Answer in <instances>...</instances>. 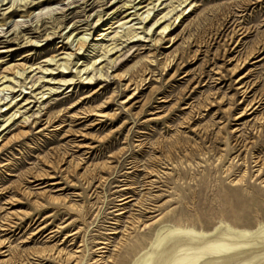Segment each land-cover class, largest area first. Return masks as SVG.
<instances>
[{
  "label": "rangeland",
  "instance_id": "374dc122",
  "mask_svg": "<svg viewBox=\"0 0 264 264\" xmlns=\"http://www.w3.org/2000/svg\"><path fill=\"white\" fill-rule=\"evenodd\" d=\"M140 1L0 0V90L17 77L0 99L20 102L0 136V264H264V0H189L169 33L124 43ZM72 32L92 62L116 49L70 93L47 81L80 58Z\"/></svg>",
  "mask_w": 264,
  "mask_h": 264
},
{
  "label": "bare ground",
  "instance_id": "6f19581e",
  "mask_svg": "<svg viewBox=\"0 0 264 264\" xmlns=\"http://www.w3.org/2000/svg\"><path fill=\"white\" fill-rule=\"evenodd\" d=\"M16 1H20V2H28V0H14V2ZM161 0H154L153 2L149 3L148 5H145L144 6V2L143 0H141L137 6H133L131 7V9H135L134 12H131L128 14V16H131L132 14H134V16L137 18V20L140 21V23L138 25H140V27L138 26V28L136 30H141L140 33H138L136 30H130L129 32H127L126 34H124V36L121 37V40H123L124 43H134L136 40H138L139 42H144V43H147V42H151L152 41V37L155 36L154 32L157 30L156 27L159 26V23L160 21H171L173 19V23H169L167 24L166 26H162V28L160 29V33L161 34H164L165 33H169L170 29H171V26L172 24H175L176 22L178 23V20L181 19V17H183L186 12L188 13V11L193 7V1L189 3V0H180L178 1V5L176 7H174L172 10H170L167 14L163 15L160 19L156 20L155 21V18H151V15L153 12H155V10H157L159 8V6L162 5V3H160ZM156 2V4L154 3ZM189 3L188 5L185 6V4ZM24 4V3H23ZM15 5V4H14ZM166 6V5H165ZM197 6V5H196ZM183 7V8H182ZM2 8V7H1ZM12 8V7H11ZM23 8L26 9L25 13L23 14V16L21 17H25V18H30L33 14H34V11L33 12H29L28 10V3H25ZM178 8H182L181 10H178ZM6 9V8H5ZM146 9V10H145ZM23 10V9H22ZM145 10V11H143ZM159 10V9H158ZM157 10V11H158ZM178 10V11H177ZM143 11V12H142ZM174 12H181L179 15L178 13H175V16L176 17H173L171 15H173ZM192 13V12H191ZM16 17V15H15ZM185 18V17H184ZM10 21L12 20V16H9L8 18ZM7 19V20H8ZM126 19V18H125ZM132 20V19H131ZM130 21V20H129ZM135 21V20H134ZM153 22V23H152ZM182 22V21H181ZM124 23V22H123ZM176 23V24H177ZM126 24H123L122 26H120L121 28H124ZM1 26H6V22L4 24H1ZM175 26V25H174ZM112 27H109V28H105V30L103 31H108L109 29H111ZM135 28V27H134ZM173 28V27H172ZM126 32V31H125ZM79 34V33H78ZM78 34H74V32H72L70 34V36L68 37V42L71 41V45H75V47L80 51L82 52V54L80 55V58L77 59V62L76 64H74V61L72 62L71 61V57H72V54H67L66 55V58L64 59V61L62 63H59V60H56L55 58L51 60V63H54V66H57L58 68L56 69H60V73H59V76H61V80L57 81L56 82V79H55V83H51L53 82V78L49 79V82L50 84H53V85H60L61 88H67L68 89V92H74L77 84H78V80H82L83 82H85L86 84H89V85H93L95 84V82L97 81H100L104 75H102V68H99V66L101 65L102 62H107V65H112V63L114 62L113 60L110 59V55L111 53H115L113 52L115 48H110V49H105V53H104V56L100 59H98L97 61H94L92 62L93 58H89L90 57V54H92V51H94L98 44H91L90 42H88V39L85 37L87 34H83L81 37H78ZM123 34V32H122ZM164 35H163V38H164ZM106 36V35H105ZM168 39H169V36H168ZM166 39V40H168ZM172 40V39H171ZM101 41V40H100ZM137 41V42H138ZM155 41V40H154ZM175 41V40H174ZM94 42V41H93ZM95 42H98V40L96 39ZM173 42V40L171 41ZM154 43V42H153ZM158 43V42H157ZM124 45V44H123ZM101 47V46H100ZM118 50V49H117ZM253 56V55H252ZM251 56V57H252ZM101 59H104V61L101 62ZM92 62V63H91ZM245 62V61H244ZM239 63V62H238ZM255 63V62H254ZM240 64V63H239ZM244 65V64H242ZM53 66V67H54ZM71 66L75 67L76 69V73L75 75H73L72 73L71 74H68L67 71L70 70ZM241 67V64L240 66ZM239 67H235L236 69H238ZM110 68V67H109ZM234 68V66H233ZM41 69V68H40ZM235 69V70H236ZM42 70V69H41ZM52 70V69H51ZM50 70V71H51ZM109 70V69H108ZM27 70L24 69L23 70V74L17 72V76H21L23 77L25 72ZM46 73L48 72V70H45ZM49 71V72H50ZM110 71V70H109ZM234 71V69H233ZM42 72V71H41ZM147 73V72H146ZM44 74V73H43ZM149 74V73H148ZM53 75L52 73L49 74L48 76H51ZM56 75V74H55ZM57 77V76H56ZM124 77V76H123ZM16 78H10L8 80V82L10 83V85L8 86H5L2 90H0V93H4L6 91H13L15 88V86H11L13 82H16ZM242 79L243 77H241L239 80H237L239 82V84H241L242 82ZM25 80V83L26 81L28 80V77H25L24 78ZM126 80V79H125ZM147 80V79H146ZM5 81H6V78H5ZM18 81V80H17ZM45 81V80H44ZM127 85L126 86V89L130 88L131 86L134 85L135 90H139V87H138V84H135L134 81L132 79H127ZM144 81V80H143ZM20 82V81H19ZM141 84H142V80L140 81ZM236 82V81H235ZM18 83V82H17ZM21 83V82H20ZM144 83V82H143ZM237 83V82H236ZM244 83V82H243ZM145 84V83H144ZM25 86V87H24ZM33 86V85H32ZM123 86V85H121ZM124 86V87H125ZM51 87V86H50ZM142 87V85H140V88ZM19 88H23L25 90H29L26 88V85L24 84L23 86H19ZM34 88V87H33ZM32 88V89H33ZM45 88V87H44ZM47 88V87H46ZM240 88V87H239ZM242 89V88H241ZM37 90V89H36ZM36 90H34L33 92L31 93H25V96L23 99H19L17 98V100H20L22 102V108H25L26 106H29L31 105L32 103H34L35 100H38V95H40V93L38 92V94H36ZM54 89L50 88V93L48 94H51L53 92ZM65 90V89H64ZM100 90H95L93 92V95L97 96L99 95L100 93ZM246 90V89H245ZM247 91V90H246ZM239 92V91H238ZM33 93H35L33 95ZM241 93V92H240ZM248 93V92H247ZM17 94V93H16ZM243 94V93H242ZM244 94H245V91H244ZM249 94V93H248ZM23 95V94H22ZM27 95H32L30 98H27ZM42 97L39 98V99H43L44 96H45V93H41ZM134 95V94H133ZM40 97V96H39ZM247 97V96H246ZM6 98V97H5ZM88 98V97H86ZM131 98L133 97H129L128 99L130 100ZM32 99H34V101H32ZM257 99V98H256ZM255 99V100H256ZM13 100V99H12ZM12 100L9 102V103H5L3 99H0V136L2 134H4L7 130H9L10 128L13 127V125L16 123L14 122V120L16 119L17 117V113H13L9 118H6V116L8 115V113H10L17 105H19V103H17L14 107H13V103ZM45 100V99H44ZM254 100V101H255ZM260 101V99H259ZM3 102V103H2ZM15 102V101H14ZM125 102H128L125 101ZM251 102V101H250ZM2 103V104H1ZM11 103V104H10ZM44 103V102H43ZM253 103V102H252ZM251 106V104H249ZM253 105V104H252ZM257 105V104H256ZM259 108V107H258ZM5 109V110H4ZM257 109V108H256ZM245 110H246V107H245ZM249 110V109H248ZM244 112V111H243ZM22 113V112H21ZM90 113V112H88ZM94 113V112H93ZM93 116H99V117H104L105 115L102 113L101 114H93ZM85 114V113H84ZM91 114V113H90ZM89 114V115H90ZM106 114V113H105ZM107 115V114H106ZM26 116V115H25ZM86 117V116H85ZM108 117V116H107ZM80 118V117H79ZM83 118V117H82ZM262 118V117H261ZM27 120V119H26ZM261 121V120H260ZM263 121V120H262ZM50 122V121H49ZM264 124V122H263ZM22 125V124H21ZM256 129V128H255ZM8 133V132H7ZM4 145V144H3ZM263 166V165H262ZM154 175V174H153ZM150 181V180H149ZM152 182V181H151ZM101 183V182H100ZM125 194V193H124ZM126 199V198H125ZM123 200V199H122ZM123 203V202H122ZM126 203V202H125ZM140 207V206H139ZM134 219V218H133ZM140 221V220H139ZM141 222V221H140ZM136 223V222H134ZM135 224H133L134 226ZM145 226V225H144ZM9 228V227H8ZM136 228V227H135ZM8 230V229H7ZM127 231V230H126ZM78 232V231H77ZM128 232V231H127ZM123 234V233H122ZM51 235V234H50ZM127 235V234H126ZM130 236V235H129ZM132 236V235H131ZM123 240V239H122ZM104 243V242H103ZM122 245V244H121ZM120 246V245H119ZM87 247V246H86ZM119 249V248H118ZM45 250V249H44ZM43 251V250H42ZM55 252V251H54ZM65 252V251H64ZM76 252V251H75ZM57 253V252H56ZM63 253V252H61ZM52 254V253H51ZM99 255V254H98ZM40 256V255H39ZM55 257V256H54ZM60 256H58L59 258ZM74 257V256H73ZM76 257V256H75ZM102 257V256H101ZM64 258V257H63ZM72 258V257H70ZM39 260V259H38ZM64 260V259H63ZM71 262V261H70ZM108 263L110 264V262L108 261Z\"/></svg>",
  "mask_w": 264,
  "mask_h": 264
}]
</instances>
